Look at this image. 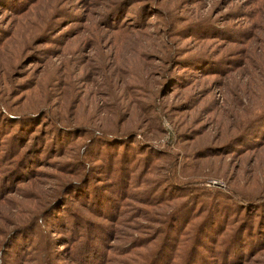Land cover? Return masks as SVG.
Returning <instances> with one entry per match:
<instances>
[{"label":"rangeland","instance_id":"obj_1","mask_svg":"<svg viewBox=\"0 0 264 264\" xmlns=\"http://www.w3.org/2000/svg\"><path fill=\"white\" fill-rule=\"evenodd\" d=\"M210 202L264 264V0H0V264H147L168 230L181 264Z\"/></svg>","mask_w":264,"mask_h":264},{"label":"trees","instance_id":"obj_2","mask_svg":"<svg viewBox=\"0 0 264 264\" xmlns=\"http://www.w3.org/2000/svg\"><path fill=\"white\" fill-rule=\"evenodd\" d=\"M254 123H255L254 121H251L250 126L246 129L247 132H249V130L253 128ZM132 142L134 144V145H132L133 148L136 147L135 145H139L138 143L136 144L134 140ZM123 144H125V140H123ZM129 146H131V145H129ZM107 149H109V153H108L109 155L103 156L104 157L103 159H107L108 163L115 161L116 155H118V154H116V152H117L116 147L109 146V147H107ZM24 152L21 149L18 150L17 155L20 154V160H18V163H17L18 166H21L24 163V160H25V158L23 156V154H25ZM120 160H121V158H120ZM125 168L127 171L129 170V169H127L126 166H125ZM110 173L112 175H114L113 185H115V187H116L117 181L119 179H116L115 177L118 173H120V170L115 171L114 169H111ZM125 175H126V173H125ZM129 175H130V173L127 174V178L125 180L123 179V184H122L124 186V183H125L126 193H127V190H126L127 185H129V178H130V177H128ZM214 184L217 185L216 183H214ZM108 198H109V201H112V200L114 201V199H116L113 196H109ZM92 199H94V198H92ZM224 204H228V202H224ZM256 205L257 206H255V208H254L255 215L258 219H260L261 215L264 214V206L261 204H256ZM98 207H99V209H101L100 212H102L103 211V204H101V206L97 205V208ZM221 209H222V207H221ZM205 210H206V213L204 215H206V216H204L203 219H205L207 217V215H209V216L206 218V220L204 222L200 221V223L196 226L194 234L192 235L191 238L188 239L187 248L189 247V249H188L187 253L185 254V256H184V254L182 255L181 258H185V259H184V262L182 260L181 264H201V263L202 264H213L214 262L216 264H220V261H223L224 264H226V263L228 264L229 262L232 263L233 261H235L237 259L243 258V256L247 252V249L249 247V243L253 242L250 240V237H248L249 235H251L248 232L250 230H245L248 228H244V231H243V234L241 237H239V235L242 232H240L239 235H237V233H236L233 236H230V237L228 236V237H226V240H224V238H223V240L221 241L220 238L224 234V229L220 230V231L218 230L221 223H218V222L214 223L213 222L211 224H208V219H210V217H213L214 219L218 218L219 217L218 214H221V210L213 202H210ZM112 211H114V210H111L110 212H112ZM180 211H181V205L179 204L174 209L173 212L180 213ZM227 214H228V211H226V212L224 211L223 216L226 218ZM222 219H223V217H222ZM222 219H221V221H222ZM249 229H250V227H249ZM79 235H80V233H79ZM180 235H181V232H180ZM236 237H238V238H236ZM79 238H80V236H76V242L79 241ZM175 241H176V239L174 238L173 232H171L169 230L166 231L165 236L159 240L158 248L156 249V251L154 252V254L152 255L151 259L149 260V262L147 264H169L170 260L172 258V250H171L172 245ZM208 241H210V243H215V245H218V243L221 241L222 249L219 250L216 247L214 248L212 245L208 244ZM177 243H179V240H177ZM206 254H207V256H206ZM81 260L84 261V264L88 263L83 258ZM78 264H79V262H78Z\"/></svg>","mask_w":264,"mask_h":264}]
</instances>
